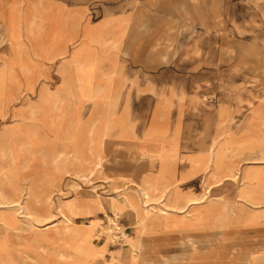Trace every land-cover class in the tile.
<instances>
[{
    "label": "rangeland",
    "instance_id": "obj_1",
    "mask_svg": "<svg viewBox=\"0 0 264 264\" xmlns=\"http://www.w3.org/2000/svg\"><path fill=\"white\" fill-rule=\"evenodd\" d=\"M0 57V264H264V0H0Z\"/></svg>",
    "mask_w": 264,
    "mask_h": 264
},
{
    "label": "bare ground",
    "instance_id": "obj_2",
    "mask_svg": "<svg viewBox=\"0 0 264 264\" xmlns=\"http://www.w3.org/2000/svg\"><path fill=\"white\" fill-rule=\"evenodd\" d=\"M33 17V16H32ZM19 46V45H18ZM17 47V46H16ZM1 58V57H0ZM10 61V60H9ZM2 67V66H1ZM8 73V72H7ZM217 146V145H216ZM215 149V148H214ZM217 150H219V149H217ZM214 154H218V152H213ZM214 162H215V164H218L219 163V160L217 159V160H214ZM219 165V164H218ZM217 166V165H216ZM60 183V182H59ZM206 187H209V186H207L206 185ZM154 189H158V187H157V185L156 184H154V183H152V182H146L145 184H143V185H141V188L139 189V190H141V193H142V195H143V197L146 199V200H148L149 198H151V196H152V191L154 190ZM211 189V188H210ZM27 190V189H26ZM207 191V190H206ZM32 192V188H29V193H31ZM164 193V192H163ZM130 195H124V201L125 202H129L130 204H133V201H132V199H131V197H129ZM208 196V195H207ZM201 197V196H200ZM143 198V199H144ZM199 198V197H198ZM197 197H195V198H193L192 200H195V199H198ZM208 198V197H207ZM25 199V198H24ZM196 202V201H195ZM194 202V203H195ZM211 202V201H210ZM201 203H203V202H201ZM168 206H172V207H174V208H176V209H179V210H182V209H184L185 207H187L186 206V204H169V203H166ZM197 204V203H196ZM4 205H7V206H12V205H14V209L16 210V216H12L11 218H6V220H5V223H10V221H16V220H18V217H19V215L18 214H23L24 216H25V214H30L31 213V210L30 209H28L27 210V208H28V206H27V204L25 205L24 204V201H22L21 199H13V200H8V198L4 195V193H3V191H2V189H0V207H2V206H4ZM159 207H160V205H159ZM5 208V207H4ZM116 208H119V206H117ZM161 208V207H160ZM165 208H166V206H165ZM170 208V207H169ZM120 210V209H119ZM185 210V209H184ZM183 210V211H184ZM187 210V209H186ZM147 211H148V209H147ZM161 211L162 212H166V211H164V208H161ZM181 212V211H180ZM113 215V214H112ZM114 216V215H113ZM34 217V216H33ZM29 218H31V217H29ZM113 219H114V217H113ZM68 221V220H67ZM115 224L117 225V223L115 222ZM110 227H111V225H110ZM74 228V227H73ZM76 228V227H75ZM113 228V227H112ZM120 228V227H119ZM118 228V229H119ZM110 230V229H109ZM73 233H76V232H73ZM73 235H75V234H73ZM115 235V234H114ZM113 235V236H114ZM76 236V235H75ZM191 242V241H190ZM102 244V243H101ZM242 249V248H241ZM219 254V253H218ZM221 254V253H220ZM216 255V254H215ZM214 255V256H215ZM211 257V256H210ZM166 258V257H165ZM168 258V257H167ZM209 258V257H208ZM215 258V257H214ZM167 260V259H166ZM185 261V260H184ZM214 261V260H213ZM240 261V260H239ZM167 263V262H166ZM214 263V262H213Z\"/></svg>",
    "mask_w": 264,
    "mask_h": 264
},
{
    "label": "crops",
    "instance_id": "obj_3",
    "mask_svg": "<svg viewBox=\"0 0 264 264\" xmlns=\"http://www.w3.org/2000/svg\"><path fill=\"white\" fill-rule=\"evenodd\" d=\"M19 130L16 132V131H11V134H12V138H17L18 137V135H19ZM29 148V147H28ZM30 149V148H29ZM10 154L11 155H14V151H13V149H10ZM15 157V156H14Z\"/></svg>",
    "mask_w": 264,
    "mask_h": 264
}]
</instances>
